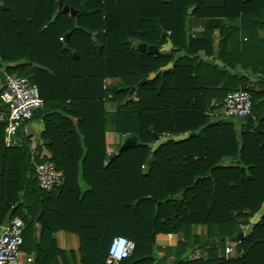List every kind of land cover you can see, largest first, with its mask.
<instances>
[{
	"label": "trees",
	"instance_id": "trees-1",
	"mask_svg": "<svg viewBox=\"0 0 264 264\" xmlns=\"http://www.w3.org/2000/svg\"><path fill=\"white\" fill-rule=\"evenodd\" d=\"M57 1L0 0V66L37 86L43 107L35 113L57 104L76 119L48 115L50 143L37 164L26 138L21 148L4 146L0 124V228L23 221L18 264L57 256L77 264L55 249L58 230L78 237V264H105L118 237L133 244L118 264H156L157 235L177 236L173 264H264V217L235 243L239 257L219 258L264 202V0H61L75 22L60 13L48 24ZM187 19L189 27L205 22L201 37L186 41ZM130 40L158 48L169 40L171 49L153 57ZM235 91L250 95L256 130L224 115L211 120ZM105 101L117 104L111 130L136 137L109 162ZM187 132L197 135L155 152L147 146L152 134ZM43 162L62 177L53 192L37 187L34 167ZM211 239L197 257L193 248Z\"/></svg>",
	"mask_w": 264,
	"mask_h": 264
},
{
	"label": "built area",
	"instance_id": "built-area-1",
	"mask_svg": "<svg viewBox=\"0 0 264 264\" xmlns=\"http://www.w3.org/2000/svg\"><path fill=\"white\" fill-rule=\"evenodd\" d=\"M62 40V39H60ZM0 100L4 105V110L0 111V124H4L3 143L6 148H21L22 138L19 132L23 125L27 124L33 114L43 107V100L40 98L36 85L30 84L25 78L14 75L4 74L3 91ZM214 106H217L214 104ZM222 114L228 118L240 119L250 114L251 99L247 92L235 91L228 93L221 103ZM37 187L43 192H53L63 185L60 173L54 165L43 162L34 167ZM246 226L241 225V231ZM3 228L0 234V264H18L20 247L22 245V235L25 229L23 221L12 218ZM121 241H125V250L128 257L133 244L124 238H115L109 248L105 259V264H118L119 260L113 254ZM233 253L231 246L224 247L223 254L219 258L229 259Z\"/></svg>",
	"mask_w": 264,
	"mask_h": 264
},
{
	"label": "crops",
	"instance_id": "crops-1",
	"mask_svg": "<svg viewBox=\"0 0 264 264\" xmlns=\"http://www.w3.org/2000/svg\"><path fill=\"white\" fill-rule=\"evenodd\" d=\"M68 15V14H67ZM188 21V19H187ZM204 24L205 22H195L193 23L187 32V34H190L192 38H199L202 36L203 31H204ZM189 26V23H188ZM214 36H218V32H214ZM135 49V48H134ZM6 72L4 71L3 67L0 66V96L3 91V78L4 74ZM241 73V72H239ZM255 82V80H253ZM107 88L114 84V82L110 80H105L104 82ZM108 85V86H107ZM65 105H68V102L65 103ZM2 108L4 107L3 104H1ZM104 111L107 115L106 120H107V130L104 135L105 139V153L108 157L107 162H109V157L111 154L116 153L121 145V138L123 136L114 133L111 130L109 120L110 116L114 114V112L117 109V104L114 102L110 101H105L103 104ZM222 111V109H221ZM50 114H57L60 117L66 119V120H71L73 124L76 123V119L63 111L62 107H57V104H54L53 108L46 107L44 108L40 113H35V117H33L30 122L27 124L23 125L20 132H19V137L27 139V148L29 150V155H30V162L33 164H37L36 160L39 158V154L45 151L46 146L50 143V140L48 138V128L45 126L46 120L48 119V115ZM222 114V112H221ZM223 116L217 113V110H214L211 113V120H216L217 117ZM256 127V126H255ZM128 136V135H124ZM23 143V141H22ZM118 148V149H117ZM223 165H226L224 163ZM245 226V225H244ZM4 227V226H3ZM36 227V232L37 236L41 232V229L39 226L35 225ZM240 227V226H239ZM2 228V227H1ZM239 231L241 232L240 228ZM194 232L198 233L199 229L197 228L196 230L194 229ZM239 233V232H238ZM51 240L55 243V249L62 251L66 254L68 253H73L76 263L78 264L79 262V240L78 237L75 234L68 233L63 230H58L56 232H53L50 236ZM119 238V237H118ZM115 239V238H114ZM46 242L48 241V238L46 237L44 239ZM127 240V239H126ZM177 236L175 235H157L155 237V255H156V264H173L174 259H175V247L177 244ZM130 242V241H129ZM226 244V243H225ZM227 246V245H226ZM225 246V247H226ZM233 249V253L229 256V258H237L241 255L242 252L239 254L234 251L235 245L231 246ZM197 257H204L205 252L203 250H197L196 251ZM56 259V262H55ZM28 260V259H27ZM51 263L53 261L56 264H73L71 259L67 258H61L59 256L54 257V259H51Z\"/></svg>",
	"mask_w": 264,
	"mask_h": 264
},
{
	"label": "water",
	"instance_id": "water-1",
	"mask_svg": "<svg viewBox=\"0 0 264 264\" xmlns=\"http://www.w3.org/2000/svg\"><path fill=\"white\" fill-rule=\"evenodd\" d=\"M192 10H193V8L188 9L187 15H190ZM60 13L68 14L69 16H71L74 19V22H75V15H76L75 11L64 6L62 4V1L58 0L57 1V9L55 10L54 14L50 18L48 24H51ZM188 30H189V26H188V21L186 20L185 24H184V31L186 32V41H188V35H187ZM166 35H167L166 33H162V38L166 37ZM130 43H131V46L133 48H135L137 51H139L141 53H145V54L153 56V57H156V56L163 54V53H168L171 49V44H170L169 40H167L166 44L164 46H162L161 48H158L157 46L146 45L144 43H141L140 41L130 40ZM64 49H66V46H64ZM215 65H217L220 68L224 67V65L219 61H216ZM170 68H171V64H167L165 67L160 68L158 72L167 71ZM158 72L148 75V77L146 79H141L138 82V85H141V84L145 83L146 81H150V80L154 79L155 76L158 74ZM228 72L232 75L240 76L239 72H236V71H228ZM240 121L242 123H244L246 126H250V127L254 126V119L250 114L240 118ZM254 129L256 130L255 126H254ZM149 131L152 132V129H149ZM152 135H153L154 140L152 143L148 144L147 146L152 152H155L159 148V146L163 145L167 141H175V142L185 141L189 137L196 136L197 132H187V133L179 135V136L167 137L166 139L158 138L155 134H152ZM135 144H136V137H134V136H123L121 138V145H120L119 149L117 150V152H120V151L127 149V148H130V147H133V146H135ZM115 156H116V153L111 154L109 157V161L111 159H113ZM148 165H149V161L147 162V166ZM262 217H264V202L260 206L259 210L255 214H253V216L248 220V223H247L245 229L243 231L237 233L233 237V241L235 243H239L243 238L247 237L251 233L253 226L258 224L260 222V220L262 219ZM2 231H3V228H0V234L2 233ZM221 240H223V239H221ZM213 242H214V239H211L210 241L202 242L200 245L195 246L192 251H197L199 248L206 247L209 243H213ZM192 251L186 252L183 257L189 256V254Z\"/></svg>",
	"mask_w": 264,
	"mask_h": 264
},
{
	"label": "clouds",
	"instance_id": "clouds-1",
	"mask_svg": "<svg viewBox=\"0 0 264 264\" xmlns=\"http://www.w3.org/2000/svg\"><path fill=\"white\" fill-rule=\"evenodd\" d=\"M125 243V241H121L118 248L113 250V254L118 260L128 255V252L125 250Z\"/></svg>",
	"mask_w": 264,
	"mask_h": 264
},
{
	"label": "rangeland",
	"instance_id": "rangeland-1",
	"mask_svg": "<svg viewBox=\"0 0 264 264\" xmlns=\"http://www.w3.org/2000/svg\"><path fill=\"white\" fill-rule=\"evenodd\" d=\"M221 112H222L221 109L217 110V113L220 114V115H222ZM219 118L222 119V116H219ZM226 245L227 246H232V245H235V242H226Z\"/></svg>",
	"mask_w": 264,
	"mask_h": 264
}]
</instances>
